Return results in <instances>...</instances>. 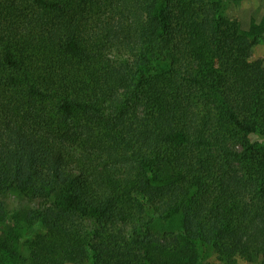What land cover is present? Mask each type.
Wrapping results in <instances>:
<instances>
[{
	"label": "trees",
	"instance_id": "obj_1",
	"mask_svg": "<svg viewBox=\"0 0 264 264\" xmlns=\"http://www.w3.org/2000/svg\"><path fill=\"white\" fill-rule=\"evenodd\" d=\"M235 1L0 0V233L26 227L0 264L264 254L262 28Z\"/></svg>",
	"mask_w": 264,
	"mask_h": 264
},
{
	"label": "rangeland",
	"instance_id": "obj_2",
	"mask_svg": "<svg viewBox=\"0 0 264 264\" xmlns=\"http://www.w3.org/2000/svg\"><path fill=\"white\" fill-rule=\"evenodd\" d=\"M226 13L231 18H236L240 21L242 28L246 31L250 27L251 23H257L261 25L262 31H260L261 40L254 47L252 52V58H263L264 57V0H239L227 4ZM8 208L22 207L23 210H27L32 206L31 202L26 198L15 193L7 194L5 198ZM25 225L17 222L13 219V222L9 224V227L3 229L4 232L0 233V240L8 247H17L20 238H23L25 232ZM24 255H27V250L24 249ZM264 260V254H261L259 258L252 263L238 261L237 264H261Z\"/></svg>",
	"mask_w": 264,
	"mask_h": 264
}]
</instances>
